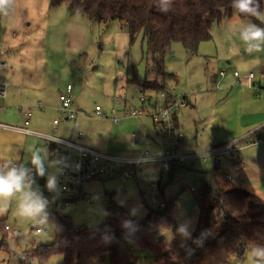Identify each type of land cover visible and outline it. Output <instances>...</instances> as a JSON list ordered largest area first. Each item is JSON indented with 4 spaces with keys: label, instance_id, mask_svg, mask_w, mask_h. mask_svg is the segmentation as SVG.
Returning a JSON list of instances; mask_svg holds the SVG:
<instances>
[{
    "label": "rangeland",
    "instance_id": "obj_1",
    "mask_svg": "<svg viewBox=\"0 0 264 264\" xmlns=\"http://www.w3.org/2000/svg\"><path fill=\"white\" fill-rule=\"evenodd\" d=\"M225 19L222 24L225 32L218 33L214 30V41H203L196 54H189L181 42H175L165 58L168 71L166 91L172 95L186 96L188 102L193 104H188L178 114L182 122L179 127L185 135L179 152L192 156L162 177L157 176V168L151 166L146 174L139 175L142 180L139 184L132 177L123 180L110 171L102 178L85 182L83 194L78 195L76 201L60 206L61 212L70 216L76 226L91 229L104 222L108 197L140 222H145L148 217L156 218L165 208L158 207L154 202V189L148 186L158 181L163 199L174 204L172 214L177 222V229H159L153 234L170 245H183L196 231L200 212L198 193L204 183L216 190V176L226 173L232 179L223 176L228 184L243 188L251 193L254 200L264 202V142H255L258 136L264 139V130L248 139L244 138L250 133L229 139L231 131L240 132L233 124L237 119V99L230 87L223 90L225 86L220 70L225 67L227 79L233 78L234 66H237L234 64L238 63L231 66L226 60L219 66L213 57L216 50L224 53L228 44L237 39L240 41L237 33L239 25L252 21L240 18L237 13ZM261 24L264 27V23ZM16 25H19L20 29L17 30L23 35L28 33L29 36L40 39L47 63L57 71L55 74L59 85H66L69 81L75 85L73 98L83 111L78 112L77 116H82L80 120L84 119L83 116L86 117L84 124L76 131H81L84 137L91 134L96 138L102 131H110L113 127L112 122H103L107 120L106 117L96 115V106L109 113L107 106L113 105L114 108L115 99L120 97L118 115L122 123L119 127L125 131L133 128V118L126 113L134 107H141L138 98L142 91L152 97L153 103L159 99L160 95L156 90H141L135 82L130 81L134 72L141 80H154L156 73L147 55L143 34H138L132 41L128 30L119 21L104 24L91 20L85 14L72 12L66 4L54 6L49 0H15L8 15H0L3 39L16 30ZM239 68L237 67L243 76L245 73ZM245 70L246 73L252 70L258 74L253 67ZM260 75L264 77V73ZM216 79L221 82H214ZM234 79V84L248 86L245 80L237 83L236 78ZM256 88V91L251 90L258 97L261 89ZM139 117L151 132L158 134L148 114ZM231 124L232 129L229 128ZM239 139L241 140L236 144L235 153L230 157L220 156V161L215 165L212 150ZM6 160L15 158L9 157ZM239 160H243L245 164L242 170L235 164ZM49 171L52 169L49 168ZM35 180L33 187H38L48 200L47 216L42 223H34L17 215L15 198L8 203L6 214L0 216V264H21L23 260L27 264H41L32 255L33 250L55 242L56 219L52 212L59 197L63 195L58 185L55 192L46 188V177L44 182L39 176ZM220 180L225 182L223 178ZM191 187H196V190L191 191ZM182 226H187L188 236L180 233ZM204 235L212 239L214 230L208 228ZM252 248L253 246H248L243 257L233 258L229 264H254L249 258ZM134 253L139 264H156L155 254L151 249L138 246ZM108 263L107 260L102 264ZM44 264H65V260L62 255H54Z\"/></svg>",
    "mask_w": 264,
    "mask_h": 264
},
{
    "label": "trees",
    "instance_id": "obj_2",
    "mask_svg": "<svg viewBox=\"0 0 264 264\" xmlns=\"http://www.w3.org/2000/svg\"><path fill=\"white\" fill-rule=\"evenodd\" d=\"M49 1L54 6L66 4L72 12L104 24L119 21L132 41L143 34L156 78L141 80L134 72L130 81L156 91L166 90L165 58L172 44L181 42L189 54H196L203 41L211 40L213 25L234 12L231 0H173V9L167 14L159 11L160 0ZM258 3L263 11L264 0ZM239 16L262 27L254 17ZM223 176L227 175L215 177L216 190L208 183L202 184L197 229L181 246L167 244L153 234L159 229L176 231L172 201H166L165 211L156 218L140 222L108 197L105 221L89 229L76 226L61 212L62 204L78 197L60 196L52 212L56 219L55 242L39 246L32 255L41 264L54 255H62L65 264H102L107 260L108 264H139L134 250L142 246L154 252L156 264H229L233 258L243 257L248 246L264 244V202L254 200L243 188L231 186ZM126 221L131 222L132 229L123 227ZM208 228L214 230L212 239L204 235ZM21 264L27 263L23 260Z\"/></svg>",
    "mask_w": 264,
    "mask_h": 264
},
{
    "label": "crops",
    "instance_id": "obj_3",
    "mask_svg": "<svg viewBox=\"0 0 264 264\" xmlns=\"http://www.w3.org/2000/svg\"><path fill=\"white\" fill-rule=\"evenodd\" d=\"M233 14L235 15L236 13ZM228 17L222 18L213 25L211 40L214 41V30L218 33L225 32L222 24H224L225 18ZM28 25L31 24L28 23ZM16 27V30L9 33L8 38L3 39L0 32V80L9 84L8 95L0 102V123L11 127L22 126L26 119L24 113L31 112L30 128L45 136L73 140L97 151L122 159L137 157L144 149H148L152 156L164 154L166 149V138L164 135L158 131V134L151 132L146 126L145 121L140 119L141 117L132 119L134 122L132 129L122 131L119 127L122 120L117 124L111 117L113 105L107 106L106 109L109 113L106 112L107 120L103 121L107 124L112 122L113 127L110 131H102L96 137L97 139L91 134L86 137L83 136V133L81 136L78 135L79 131H76V129L84 124L86 120L85 116H83L84 119L82 120H80L82 116H77L73 121L61 122L58 128L54 129L53 122L60 116V94L65 90L66 85L72 83V81L67 82L66 85H59L55 74L57 71L49 65L50 63H47V57L41 49L43 44L40 42V39L35 36H29L28 33L23 35L22 32L17 30L20 29L19 25H16ZM213 57L216 58L219 66H222L227 60L231 66L236 62L238 63L234 64L237 65L234 66V71H239L237 67H240V71L246 74L245 69L253 67L258 72L254 81L256 86L260 87L261 90L260 93L258 92L259 96L257 97L253 94L252 88L248 84V86L234 84V76L227 79L225 67L220 70V76L223 78L222 83L225 86L223 90H227L230 87L232 89L231 93L237 99L238 109L235 112L237 119L233 124L240 132L235 133L229 130L231 131L229 139H236L257 129L259 131L264 130V77L260 75V73H264V52L248 54L245 52V45L237 39L227 45L224 53L216 50ZM221 71H225L223 76L221 75ZM242 79L248 83L247 78L242 77ZM214 82H221V80L216 79ZM138 86L141 90L144 89L141 85ZM254 90L256 91L257 88ZM73 91L75 92L74 84ZM247 92L249 93L246 94ZM189 104L193 105L191 101ZM74 108L79 113L83 112L75 100ZM177 124L178 126L182 124L179 116L177 117ZM231 127L233 128L232 124L229 125L230 129H232ZM40 148L46 150L48 162L61 158L56 145L51 140L42 136L26 135L9 127H0V161L14 157L15 159L19 158V161L22 163L28 162L26 166H31L30 153ZM41 154L45 155L43 152ZM187 155L192 156V154ZM235 164L240 170L245 165L243 160H239ZM151 166L153 165H144L138 168L137 177L146 174L147 169ZM154 166L157 168L156 165ZM122 168L124 167L121 165L113 168L110 172L119 177L118 174ZM164 173L166 171H162L160 177ZM42 182H44V177H42ZM137 183L139 184V182ZM235 187L240 188L238 186Z\"/></svg>",
    "mask_w": 264,
    "mask_h": 264
},
{
    "label": "built area",
    "instance_id": "obj_4",
    "mask_svg": "<svg viewBox=\"0 0 264 264\" xmlns=\"http://www.w3.org/2000/svg\"><path fill=\"white\" fill-rule=\"evenodd\" d=\"M225 71H221L223 76ZM234 77L237 83H241L242 77L248 79V85L250 88L255 89L256 73L249 71L245 75H241L239 71H234ZM9 91V84L0 80V102L7 97ZM160 95L159 99L153 103L152 97H148L142 91L138 101L141 103V107H134L126 115L137 118L139 116L148 114L152 118L155 129L164 135L166 138V149L164 154L160 156H152L148 149H144L140 155L134 158H119L114 155L103 153L87 147L79 142L42 135L30 128L31 125V112H25L26 119L22 126L11 127L9 125L0 123V127H9L18 132L26 135H35L45 137L56 145L57 151L60 153V157L65 159L67 167L64 168L62 174H58V186L63 196H78L82 195L83 184L92 179L102 178L106 173L113 168L123 166L118 176L123 180L129 177L135 178L137 182H142L137 177V170L144 165H156L157 170L155 174L160 176L162 171L169 172L175 166L184 163L186 159L191 156L187 154H181L179 152V146L185 138L184 133L181 131L177 124L178 114L183 111L189 104L186 96H177L168 93L166 90L157 91ZM60 116L54 120V129H57L61 122L73 121L77 118L78 112L74 108L73 99V85L67 84L65 90L60 94ZM121 103V98L115 99V107L111 111V117L117 124L121 122V118L118 115V107ZM95 113L98 116L107 117V113L102 110L100 106H96ZM259 129L253 131L244 139H248L251 136L256 135ZM78 135L81 136L82 132L79 131ZM235 140L222 146L216 147L212 150L211 155L214 157L215 165L220 161V156L230 157L236 151V144L240 141ZM256 143H263L264 139L257 137ZM228 179H231L228 176ZM154 189V202L158 207L163 208L167 202L163 199L160 193L159 181L154 182L148 186ZM191 191L196 190V187H191ZM8 228V227H6ZM40 229H38L39 231Z\"/></svg>",
    "mask_w": 264,
    "mask_h": 264
},
{
    "label": "clouds",
    "instance_id": "obj_5",
    "mask_svg": "<svg viewBox=\"0 0 264 264\" xmlns=\"http://www.w3.org/2000/svg\"><path fill=\"white\" fill-rule=\"evenodd\" d=\"M15 0H0V15H8L9 9ZM231 7L237 14L254 17L264 23V12L260 10L258 0H231ZM160 12L167 14L173 9V0H160L158 5ZM239 40L245 45L248 54L264 52V27L256 23H241L237 29ZM45 153L42 155L41 153ZM30 165L26 166L15 160L0 161V216L6 214L8 203L13 198L17 203V215L34 223H42L47 216L48 200L44 198L36 184L35 177H46V188L49 191H57L58 174H62L68 165L64 158L48 162L46 150L35 149L30 153ZM49 168L52 171H49ZM123 227L132 229V224L126 221ZM180 233L188 236L187 226L179 229ZM249 258L254 264H264V244H257L249 252Z\"/></svg>",
    "mask_w": 264,
    "mask_h": 264
}]
</instances>
